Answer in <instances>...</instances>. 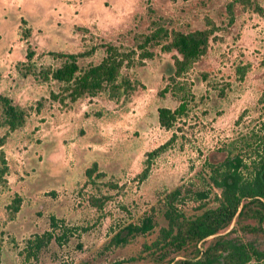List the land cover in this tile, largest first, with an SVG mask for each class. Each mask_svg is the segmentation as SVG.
Masks as SVG:
<instances>
[{"label": "rangeland", "instance_id": "1", "mask_svg": "<svg viewBox=\"0 0 264 264\" xmlns=\"http://www.w3.org/2000/svg\"><path fill=\"white\" fill-rule=\"evenodd\" d=\"M225 1L0 0V92L27 111L13 130L0 111L7 165L0 180V264H155L140 248L165 223L164 193L179 186L178 205L196 211L197 201L207 199L195 198L206 187L207 164L264 124V0H258L261 14L234 6L231 22ZM204 15L217 25L213 39L180 75L171 74V52L159 45L140 56L136 44L152 19L185 29L204 24ZM106 42L134 49L117 76L134 88L117 98L102 90L73 102L52 99L58 83L38 75L58 64L52 52H81L82 67L101 58ZM26 63L31 68L23 74ZM180 104L172 126H161L156 108ZM166 140L163 150L146 154ZM146 213L154 219L150 230L111 244L117 227Z\"/></svg>", "mask_w": 264, "mask_h": 264}, {"label": "trees", "instance_id": "2", "mask_svg": "<svg viewBox=\"0 0 264 264\" xmlns=\"http://www.w3.org/2000/svg\"><path fill=\"white\" fill-rule=\"evenodd\" d=\"M236 5L258 14L263 10L258 0H226L224 9L229 15L228 22L233 19ZM157 18L152 19L148 30L139 36L136 47L140 49L141 57L152 55L148 46L159 45L161 50L171 52L170 71L173 76H178L205 53L217 25L208 15H204V24L185 29L170 26L161 16ZM103 50L97 62L82 67L77 63L81 52H52L60 59L58 64L47 66L38 73L41 80L53 79L58 83V91H49V96L73 102L80 96H92L102 90L110 98H117L120 92L129 93L134 84L125 75L120 80L117 76L121 66H127L133 59L134 49L123 50L106 42ZM32 54L33 51L28 49L25 57L29 59ZM30 68L26 63L23 74ZM17 69L20 71L19 66ZM181 110L182 104L173 109L158 106V123L170 128ZM0 111L7 130L22 125L27 115L24 107L2 92ZM3 138L4 135H0V145ZM167 143L168 140L146 154H157ZM224 153L220 160L209 162L205 168L202 176L206 187L195 190V198L207 199L197 201L194 205L196 211L187 213L178 205L181 202L179 186L165 192L160 199L165 223L159 225L154 238L142 242L140 248L155 264H251L252 261L264 264V124L230 141ZM94 168L93 162L85 169V175L90 176ZM147 169L148 163L140 172L142 177ZM6 171V161L0 149V180ZM12 207L17 210L18 205L14 203ZM153 225L152 214L146 213L138 222L128 221L117 227L109 241L124 244ZM135 258L130 255L128 260Z\"/></svg>", "mask_w": 264, "mask_h": 264}]
</instances>
